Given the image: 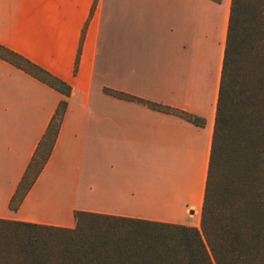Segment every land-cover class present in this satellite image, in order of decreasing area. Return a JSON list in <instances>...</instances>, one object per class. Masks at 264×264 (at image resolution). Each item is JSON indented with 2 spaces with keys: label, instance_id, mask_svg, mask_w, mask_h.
<instances>
[{
  "label": "crops",
  "instance_id": "crops-1",
  "mask_svg": "<svg viewBox=\"0 0 264 264\" xmlns=\"http://www.w3.org/2000/svg\"><path fill=\"white\" fill-rule=\"evenodd\" d=\"M230 1L0 0V45L70 86L0 56V219L72 228L86 211L198 226ZM62 100L51 153L18 202Z\"/></svg>",
  "mask_w": 264,
  "mask_h": 264
},
{
  "label": "trees",
  "instance_id": "trees-1",
  "mask_svg": "<svg viewBox=\"0 0 264 264\" xmlns=\"http://www.w3.org/2000/svg\"><path fill=\"white\" fill-rule=\"evenodd\" d=\"M0 56L70 93L66 82L2 45ZM142 102L203 124L183 110ZM65 108L62 100L17 188L18 202L48 159ZM74 216L72 228L0 219V264H264V0L230 1L198 226Z\"/></svg>",
  "mask_w": 264,
  "mask_h": 264
},
{
  "label": "rangeland",
  "instance_id": "rangeland-1",
  "mask_svg": "<svg viewBox=\"0 0 264 264\" xmlns=\"http://www.w3.org/2000/svg\"><path fill=\"white\" fill-rule=\"evenodd\" d=\"M190 220H193V221H195V216H193Z\"/></svg>",
  "mask_w": 264,
  "mask_h": 264
}]
</instances>
